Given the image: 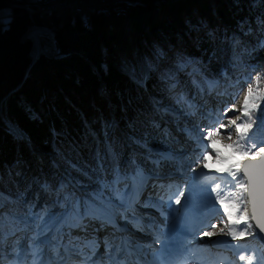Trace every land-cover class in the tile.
Here are the masks:
<instances>
[{
  "label": "trees",
  "instance_id": "obj_1",
  "mask_svg": "<svg viewBox=\"0 0 264 264\" xmlns=\"http://www.w3.org/2000/svg\"><path fill=\"white\" fill-rule=\"evenodd\" d=\"M25 1L31 0L7 2ZM133 1L92 9L87 18L35 14V23L50 27L62 56L33 62L31 42L22 39L31 19L12 8L6 28H0V190L30 189L31 198L38 193L37 178L70 183L69 178L87 189L98 154L113 149L123 162L138 155L147 170L145 157L155 158L161 148L149 141L159 136L160 116L169 115L153 110V98L175 105L159 71H148L150 64L162 71L179 56L193 59L207 67L210 79L220 78L235 92L243 76L250 82L258 72L264 76V0ZM139 67L147 73L143 82L135 79ZM178 75L177 92L187 90L202 104L190 77ZM180 121L170 116L171 126ZM52 200L40 195L36 209L47 203L58 212Z\"/></svg>",
  "mask_w": 264,
  "mask_h": 264
},
{
  "label": "snow or ice",
  "instance_id": "obj_2",
  "mask_svg": "<svg viewBox=\"0 0 264 264\" xmlns=\"http://www.w3.org/2000/svg\"><path fill=\"white\" fill-rule=\"evenodd\" d=\"M259 27L264 31V20L260 21ZM27 38L32 44L34 58L39 59L49 50L60 55L52 48L53 37L49 33L41 29H33ZM209 38L216 39L215 33H210ZM229 39L235 43L237 37L225 36V40ZM166 55L163 52L158 53L159 57ZM103 67L107 71V66ZM153 70L159 71V78L172 95L176 105V107L165 106L153 98L154 111L163 110L184 117L200 116L211 121L207 125L188 129L189 132L196 133L194 151L197 156L191 162V170L196 173L198 167L204 168L203 175L211 172L214 177L210 181V192L207 184L202 188L204 192H208L209 199L211 194L215 193L213 208L215 209V205L218 204L226 217V222L221 219L223 226L219 229L220 233H226L232 239L256 237L259 233H264V141L257 144L253 140L255 132H250L258 126L253 120V108L249 107L251 86L248 88L242 109L238 110L234 104L232 105L231 110L240 111L241 115L235 119L228 117L225 122L228 109L213 110L197 102L195 97L189 96L187 90L177 92L181 83L179 73H186L190 77L191 84L201 97L209 95L220 86V78L210 79L206 74L207 67L202 62L179 56L173 67L161 71L159 65L150 64L148 71ZM145 75L147 73L136 77V81L143 82ZM220 76L227 79L228 73L223 72ZM253 107L258 113L264 114V109L259 105ZM218 112L220 115L217 114ZM242 118H247V122ZM152 125L156 126L155 121H152ZM259 126H264V122ZM229 127L235 130L236 136V140L229 146L233 152L249 159L228 163L229 157L222 156L220 151L212 146L213 131L226 134L227 139L232 140L233 133L226 132ZM205 128L210 130L205 133ZM209 155L226 166L208 170L206 158ZM175 158L176 153L171 150H160L155 158L151 154L145 157L155 165V168H160L164 162ZM150 172H155V169L146 170L138 155L131 154L129 159L123 162L121 153L113 149L107 156L98 154L95 169L89 173L92 179L88 181L87 189H84L82 182L57 183L46 179L41 182L37 178L33 181V185L38 188V193L31 198H29L30 189L24 192L17 190L14 193L0 190V264H156L154 259L149 258V250L132 239L120 224L121 220L125 223L140 221L139 230H144L143 218L138 216L135 206L140 203L142 190L152 178ZM156 178L159 179L158 176ZM227 188L235 191L223 190ZM40 195L54 197L51 202L52 207L58 208L59 211L53 212L47 203L41 211H35ZM184 196V189H180L175 203L180 205V197ZM171 203L169 199L165 204L163 197L159 200L149 197L144 205L158 207L161 212L168 211L171 219L166 229L160 231V235L173 231L171 225L180 221V217L175 215L178 209H173ZM249 205L251 213L247 215ZM215 210L219 211V209ZM252 221L255 222L254 225ZM94 223L99 224L100 227H92L89 232L90 225ZM152 223L155 228L160 221ZM109 226L112 230L103 239L96 235ZM236 226H240L239 230ZM254 226L258 232L252 231ZM209 227L212 230L200 232L199 238L202 241L205 238L210 240L216 235L214 230L218 225L212 223ZM73 229H78L84 234L74 235ZM181 234L188 235L186 229ZM215 243L227 244L228 241ZM189 246L182 242L178 245L161 242L168 264H175V259L181 257ZM234 247L243 248L244 244H237ZM239 259L246 260L248 264H253L254 259L256 264H264V251H261L258 257L240 255ZM219 264H228L227 257L221 254Z\"/></svg>",
  "mask_w": 264,
  "mask_h": 264
},
{
  "label": "rangeland",
  "instance_id": "obj_3",
  "mask_svg": "<svg viewBox=\"0 0 264 264\" xmlns=\"http://www.w3.org/2000/svg\"><path fill=\"white\" fill-rule=\"evenodd\" d=\"M8 0H0V28L3 31L6 28V22L13 13L12 7L9 5L7 2ZM31 1H37V0H31ZM19 10V9H18ZM20 11V10H19ZM21 12V11H20ZM25 33L22 35V39H28L27 36L24 38ZM139 77L145 73L144 67H139ZM146 76V75H145ZM255 78L257 79H252L250 82V79H247V77L243 76L237 83L236 87V92L233 90H229L225 85H220L218 88H220L217 93L215 91H212L213 94L205 100L201 99L200 101L202 104L206 105L207 108H211L213 110H222V109H228L227 111V117H225V122L228 117L235 119L236 117L241 115L240 111H233V113H230L232 105L234 104L236 109H242V106L244 104V99L245 96L248 94V88L251 86L252 88V93H251V99L249 100V107L253 108V120L256 122L258 125L255 127L253 130L255 132V135L253 136V140L259 143V138L260 135H263L262 128L264 126H259L262 122H264V114L258 113L255 108L253 107L254 105H259L261 109H264V76L262 75L261 72H258L255 74ZM217 89V88H216ZM227 93V94H225ZM170 114H173L172 112H169ZM220 115V112L217 113ZM171 116V115H170ZM170 116L169 115H163L160 116V133L158 138H152L150 139V145H156V142H159V145H156V149H159L158 146H160L161 149L165 150H171L174 153H176V158L171 161H166L162 164L160 168H155L154 164H151L150 162L148 163V168L147 170H152L155 169V172H150V175L152 176L151 179L148 180L147 186L142 190L143 195H140V203L137 204L136 206L140 207L139 210L140 214L138 213V216L141 217V214L146 218H151L150 221L153 222L155 221H160V223H157V231L158 233L162 231V227L164 225H167L170 221L169 213L167 210L161 212V210L158 207H152V206H144L146 202L148 201L149 197L156 196L154 199L159 200L161 197H163L164 200H166V204L171 200V205H173V209H178V208H183L181 207L182 205H191L192 208L196 211V214H199V217H205V226L202 225L200 226V229H207L210 224L216 223L218 227L216 228L218 232L220 227L223 225L221 224V219H224L226 222V217L224 216L223 210L220 208L218 204L215 205V209H219V211H216L213 208V204L215 202V193L211 194V199L208 197V192L211 190V183L210 181L214 179L212 176V173L209 172L208 175H203L202 173L205 171L204 168H197L196 173H193L191 170V162L196 159L197 153L194 151V148L196 147L194 141L196 139V133L189 132L188 129L194 127V126H204L211 121L208 119H202L200 116H195V117H187L184 118V121H180L177 125L174 123V125L171 126L170 122ZM180 116V115H179ZM172 117V116H171ZM259 117V119H257ZM245 122H247V118H242ZM217 127L219 125L217 124ZM170 129V132L169 130ZM210 129L205 128L204 131L205 133L209 131ZM226 132H231L233 133L232 135V140H228L226 134H221L213 131L212 134V140L211 144L213 147L218 149L221 153L222 156H227L229 157L228 163H237V159L241 156L235 152H233V149L229 146L231 145L235 140V130L231 127H229ZM262 132V133H261ZM207 142V141H206ZM226 165L221 164L217 162L213 156L209 155L206 158V168L208 170H214L218 169L221 167H225ZM159 177L157 179L156 177ZM230 179V178H229ZM220 182V181H216ZM208 187V192H204L202 186L206 185ZM163 186V187H161ZM180 189H184L185 196L180 197L181 199V204L177 205L175 203V200L179 196ZM227 191H235V189L232 188H227L223 189ZM148 195L147 201H146V196ZM152 195V196H150ZM41 206H38V209H35V211H41L42 208H39ZM180 209L175 213L176 216L182 217L180 213ZM138 212V210H137ZM187 212V211H186ZM188 213V223H193L192 222V217ZM185 220V219H183ZM132 227L137 226L138 222H131ZM120 224L123 228L127 230V234L131 236L132 239L136 241V238H138L136 235H131L129 230L131 228L130 223H125L123 220L120 221ZM241 224H243V221H241ZM92 227H100L99 224H93L90 225L89 227V232H91ZM129 227V228H128ZM237 230H239L240 226H236ZM210 228V227H209ZM211 229V228H210ZM112 229L109 226L106 229H102L100 232L96 233L97 236H99L101 239L110 232ZM156 227L154 228V233H156ZM212 230V229H211ZM74 235H83L84 233L80 232L78 229H73L72 230ZM194 233L193 235H195ZM200 235H197L196 238L199 239ZM228 237L226 233L222 236ZM229 242H231L234 246V241L231 239H228ZM240 244H244L243 248H236V255L239 257L240 255H253L258 257L259 254L261 253L260 247H258L255 244V240L249 238V237H244V238H238L237 239ZM154 241V240H153ZM210 241V240H209ZM207 241V242H209ZM225 241V240H223ZM204 243L206 242V238L204 241H201L199 239L198 243ZM237 245V244H235ZM152 246V244L150 245ZM207 246V244H206ZM201 247V246H200ZM226 249L227 253L225 256H227L230 252L228 250V244H226ZM101 252H103V248L100 249ZM234 251V249H233ZM235 258H233L235 261H233V264H248V262L242 261L240 259H237L235 254L232 253ZM224 257V256H223ZM149 258H150V252H149ZM221 257H218L217 259L220 260ZM152 259V258H150ZM198 260V259H197ZM196 260V263L198 261ZM216 260V261H218ZM212 262L210 264H215V262ZM189 264H193L189 263ZM219 264V263H217ZM232 264V262H231ZM253 264H256V260H253Z\"/></svg>",
  "mask_w": 264,
  "mask_h": 264
},
{
  "label": "bare ground",
  "instance_id": "obj_4",
  "mask_svg": "<svg viewBox=\"0 0 264 264\" xmlns=\"http://www.w3.org/2000/svg\"><path fill=\"white\" fill-rule=\"evenodd\" d=\"M117 1L118 2H124L123 0H117ZM16 9H19L21 12H23L20 8H16ZM52 14H55V13H52ZM49 34L53 37V39H52L53 48L60 53L59 48L56 45V41H55L54 35L52 33H49ZM46 55L49 56V57H59V56H62V53H60V55H56L55 53H48ZM30 58H31V51H30ZM165 106H167V104ZM230 113H233V111L231 110ZM260 137L264 140V134L260 135ZM150 196H152V195H150ZM152 197H154V196H152ZM172 206L173 205H171V207ZM135 207H136V211L138 210L137 214L138 213L140 214V211H141V210H139L140 207L139 206L138 207L135 206ZM181 207H183V208L182 209L178 208V210L179 209L181 210L180 213H183V214H181L182 217L180 218V221H178L175 224L171 225V227L174 230V231H172L173 234L175 233V230H177L176 227H179V226H181V228L183 230L186 229V231L189 232V230L191 229V227L189 225H194V224L195 225H194L193 230L197 229L198 232H199V233H197V235H200V232H202V231L211 230L209 227H207V229H200V226H202V225L205 226V224H206L205 219L206 218L204 216L203 217H199V214H196V211L192 208L191 205H182ZM188 213H190L189 215H191V217H192L191 219L193 221V224L188 223V221H187ZM141 217L143 218V220H142V224H143V228H144L143 231L146 232L145 235L141 236V240L143 242H149L150 238H152L153 236L158 235V234H155L153 232L154 228H153V223L150 221L151 218L150 217L149 218H147V217L145 218L142 214H141ZM183 219H185V221ZM136 222H138L137 226L131 227L129 232H130L131 235H136L137 237H140L138 230L140 229L141 222L140 221H136ZM168 225H169V223L167 225H164L162 228L165 229L166 226H168ZM214 231H215V233H217L216 231H218V230L215 229ZM252 231L254 232V229H252ZM247 237L255 240V238H253V236H247ZM160 238H162V237H159L158 239H160ZM227 239L233 240L234 241V245L235 244H240V242L237 240L238 238L237 239H232L231 237L228 236ZM217 241H218V239L216 237H214L213 239H210V242H208L209 246L208 245L206 246V244H207L206 242H204V243L199 242L198 243L197 246H201V248H200L201 252H200V254H198L196 256V258L198 259V260L196 259L198 261L197 264H210V263L216 261L218 257H221V254H222V256H225V254L227 253L226 249H224V247L222 246V243H215ZM158 243H159V240H158ZM158 243H157V245H158ZM255 244L258 247H260V249L262 251H264V248L261 245H259L256 242V240H255ZM143 247L145 249H148L149 251H151L150 247H148V246H143ZM155 249H157V248L155 247ZM151 252H154V250H152ZM153 256H154V258H156L155 255H153ZM232 257L235 258L232 253L227 256V260H230V262H228V264H231V262L233 260ZM201 258H203V259L201 261H199ZM181 259H182V261L179 264H189V263H192V262H193V264L196 263V261H192V262L187 261L186 260L187 258H185V257H181Z\"/></svg>",
  "mask_w": 264,
  "mask_h": 264
},
{
  "label": "built area",
  "instance_id": "obj_5",
  "mask_svg": "<svg viewBox=\"0 0 264 264\" xmlns=\"http://www.w3.org/2000/svg\"><path fill=\"white\" fill-rule=\"evenodd\" d=\"M127 4H134L136 1L123 0ZM118 2L117 0H37V1H25L23 3H9L12 8H20L25 12L31 19V24L26 27L25 35L28 36L29 32L33 29H41L46 33H49L50 27L35 23L33 16L38 14L43 17L48 14L55 13L56 16L70 15L72 17L87 18L90 16L92 9H96L102 6H106L112 3ZM53 48V44H52ZM54 49V48H53ZM48 53H55L52 50L47 51ZM36 58L33 56L32 44H31V60L34 61Z\"/></svg>",
  "mask_w": 264,
  "mask_h": 264
},
{
  "label": "water",
  "instance_id": "obj_6",
  "mask_svg": "<svg viewBox=\"0 0 264 264\" xmlns=\"http://www.w3.org/2000/svg\"><path fill=\"white\" fill-rule=\"evenodd\" d=\"M247 159H249V157L241 156V157H239L237 159V163L238 162H241V161H244V160H247ZM250 213H251V206L249 205L248 206V213H247V215H250ZM252 223H253V225L255 224L254 221H252ZM253 229H254V232H258V229H256L255 226L253 227ZM253 238H255L256 242L264 248V233H259L258 236L253 237Z\"/></svg>",
  "mask_w": 264,
  "mask_h": 264
}]
</instances>
